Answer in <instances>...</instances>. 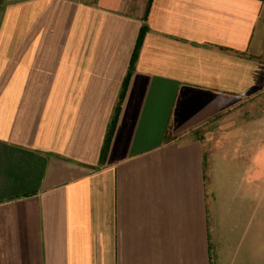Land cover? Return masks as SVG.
Here are the masks:
<instances>
[{
	"label": "crops",
	"instance_id": "0c3cea01",
	"mask_svg": "<svg viewBox=\"0 0 264 264\" xmlns=\"http://www.w3.org/2000/svg\"><path fill=\"white\" fill-rule=\"evenodd\" d=\"M0 264H264V0H11Z\"/></svg>",
	"mask_w": 264,
	"mask_h": 264
},
{
	"label": "trees",
	"instance_id": "16d2710c",
	"mask_svg": "<svg viewBox=\"0 0 264 264\" xmlns=\"http://www.w3.org/2000/svg\"><path fill=\"white\" fill-rule=\"evenodd\" d=\"M72 1H82V0H72ZM93 1H97V0H93ZM7 7V6H6ZM6 9V8H5ZM143 34H144V29H142V31H141V34H140V37H139V40H141L142 39V36H143ZM133 61H134V59H133ZM126 85V84H125ZM122 93L120 94V97L122 98ZM118 109H119V106L117 107V110H116V112H118ZM116 117H117V114H115V116L113 117V122L111 123V125H110V130H109V133H108V135H107V140H109L110 139V136H111V129H112V126L114 127V124H115V122H114V120H116ZM106 140V141H107Z\"/></svg>",
	"mask_w": 264,
	"mask_h": 264
},
{
	"label": "rangeland",
	"instance_id": "374dc122",
	"mask_svg": "<svg viewBox=\"0 0 264 264\" xmlns=\"http://www.w3.org/2000/svg\"><path fill=\"white\" fill-rule=\"evenodd\" d=\"M84 1H87V0H84ZM10 2H11V0H0V25L2 22L4 10Z\"/></svg>",
	"mask_w": 264,
	"mask_h": 264
}]
</instances>
